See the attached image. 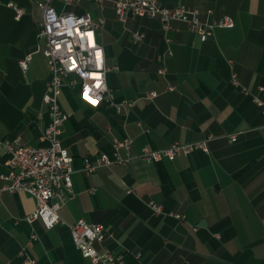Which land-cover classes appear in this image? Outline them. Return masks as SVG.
I'll return each mask as SVG.
<instances>
[{"label": "crops", "instance_id": "0c3cea01", "mask_svg": "<svg viewBox=\"0 0 264 264\" xmlns=\"http://www.w3.org/2000/svg\"><path fill=\"white\" fill-rule=\"evenodd\" d=\"M38 1L0 0V140L19 146L44 145L50 120L43 95L51 72L37 36ZM81 1L99 9L96 20L84 9L67 11L104 20L95 36L108 68L106 86L114 102L131 105L119 112L108 101L90 106L78 78H65L58 104L68 117L60 144L72 156L73 184L59 210L64 223L50 229L40 220L27 223L35 198L0 191V264H24L22 248L40 264H92L65 226L80 218L105 226V239L95 246L122 254L124 264H264V0H158L197 8L208 22L232 17V27L215 28L203 42L182 21L166 31L152 18L115 19L113 0ZM52 6L67 12L62 0ZM16 8L23 10L19 18ZM134 31L144 37L134 39ZM28 55L23 70L19 61ZM150 91L157 95L147 98ZM125 138L132 141L128 163L81 171L86 158L112 155L113 141ZM202 140L207 151L159 161L138 157ZM7 158L0 148V188ZM150 201L163 213L153 212ZM32 232L37 239L30 242Z\"/></svg>", "mask_w": 264, "mask_h": 264}, {"label": "built area", "instance_id": "2783aa9c", "mask_svg": "<svg viewBox=\"0 0 264 264\" xmlns=\"http://www.w3.org/2000/svg\"><path fill=\"white\" fill-rule=\"evenodd\" d=\"M80 1L62 0L65 6ZM93 1L100 4L102 0ZM52 2L53 0L36 2L41 16L37 36L44 39L42 51L51 72L43 95V102L47 106L50 118L40 137L44 145L19 146L15 145L14 141L0 140V148H4L8 154L5 162L8 173L1 176L5 183L0 191L30 194L35 198V207L23 217V220L27 223L40 220L48 229L64 223L60 218L59 210L72 196V156L60 144V130L68 117L58 104L65 78L71 76L78 78L80 97L90 106L98 107L101 102L108 101L119 112L125 105H131L126 101L114 102L106 86L108 68L104 61L103 46L95 36L96 29L103 25L104 20L94 21L88 13L76 14L68 11L57 13ZM113 5L116 18L120 21H125L128 16L152 18L158 20L166 31L172 28V21H182L186 23L189 32L197 35L202 42L213 34L215 28H228L234 25V20L229 16L208 22L202 20L197 8L185 5L167 7L160 5L158 0H113ZM22 13V9L16 8L17 18ZM207 13L210 14L211 10L208 9ZM132 36L140 40L144 34L134 31ZM167 54H171V51L168 50ZM29 59L30 55L19 61V66L23 70L28 66ZM164 70V67H161L159 72ZM233 83L237 84L235 79ZM243 91L247 92L245 88ZM156 95V91H150L146 96L154 98ZM255 102L262 104L257 98ZM230 137L233 139L235 136L233 134ZM131 142L129 138L115 139L112 143V155L100 153L94 160L86 158L81 171L89 174L102 166L128 163L132 159L129 153ZM196 149L207 151L206 141L175 142L159 150H143L138 157L159 161L163 158H173L180 153L186 155ZM149 207L155 213H163L162 206L154 201L149 202ZM170 215L183 219L180 214L170 213ZM65 226L77 250L92 264H124L122 254L106 247L96 248L95 243L102 242L106 236V228L102 224L89 223L80 218ZM28 239L30 242L37 239L36 233L32 232ZM19 254L24 256V264H40L26 254L25 248H22Z\"/></svg>", "mask_w": 264, "mask_h": 264}, {"label": "rangeland", "instance_id": "374dc122", "mask_svg": "<svg viewBox=\"0 0 264 264\" xmlns=\"http://www.w3.org/2000/svg\"><path fill=\"white\" fill-rule=\"evenodd\" d=\"M57 1H55L54 2V5H55V7H56V5H57ZM60 7H62V4H61V6ZM100 7V6H99ZM57 9L59 8V7H56ZM66 11L68 10V11H74V12H79V10H81V9H84L85 11H89L90 12V14H91V16L96 20L97 19V16H98V8L94 5V4H88V3H86L85 1H81V2H79V3H77V4H72V5H68V6H66L65 8H64ZM115 11H113V14H114V18L115 19H117L116 18V15H115V13H114ZM103 15H105L106 16V13L103 11Z\"/></svg>", "mask_w": 264, "mask_h": 264}]
</instances>
